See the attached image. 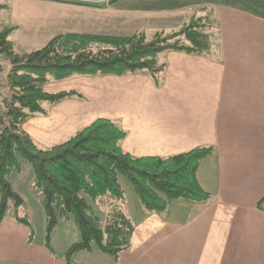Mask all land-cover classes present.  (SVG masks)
<instances>
[{"label":"crops","instance_id":"0c3cea01","mask_svg":"<svg viewBox=\"0 0 264 264\" xmlns=\"http://www.w3.org/2000/svg\"><path fill=\"white\" fill-rule=\"evenodd\" d=\"M0 5V13L6 11L0 30L11 29L8 39L19 54L60 35L143 33L151 39L179 30L194 15L210 14L218 32L210 53H160L164 69L158 80L150 71L52 79L46 91L78 94L44 102L46 113L31 116L22 129L48 148L107 118L126 132L121 147L134 157L213 149L198 169L209 200L174 199L163 212H151L131 185L124 200L98 198L103 213L118 203L131 219L130 246L117 258L97 249L80 251L74 264H264V0H6ZM0 67L1 117L12 67L3 53ZM25 172L31 177L23 182ZM10 180L22 196L17 185L36 188L27 162ZM34 192L42 200L41 192ZM37 205L43 218L38 231L15 213L0 221V264H70L66 253L80 241L79 227L72 219L60 221L48 244L43 200Z\"/></svg>","mask_w":264,"mask_h":264},{"label":"trees","instance_id":"16d2710c","mask_svg":"<svg viewBox=\"0 0 264 264\" xmlns=\"http://www.w3.org/2000/svg\"><path fill=\"white\" fill-rule=\"evenodd\" d=\"M214 30L215 21L207 13L194 15L175 32L157 33L151 39L143 33L129 37L60 35L43 48L19 54L8 39L11 29H1L0 53L10 57L12 67L8 80L11 92L0 117V221L12 207L16 219L31 228L28 217L18 211L24 199L10 180L24 162L32 166L35 187L42 195L48 244L62 220L72 219L80 229V241L66 253L70 264L80 251L97 249L117 258L130 246L134 225L118 203L105 215L95 208L96 200L107 195L124 200L121 177L132 184L151 212H163L174 199L209 200L211 195L200 184L198 169L213 151L210 147L169 157H134L121 147L126 132L115 121L101 118L68 140L44 148L22 129V124L35 114L46 113L44 102L55 103L78 94L46 91L44 85L52 79L150 71L158 80L164 69L157 59L160 53H210L218 39Z\"/></svg>","mask_w":264,"mask_h":264},{"label":"rangeland","instance_id":"374dc122","mask_svg":"<svg viewBox=\"0 0 264 264\" xmlns=\"http://www.w3.org/2000/svg\"><path fill=\"white\" fill-rule=\"evenodd\" d=\"M5 1L6 0H0V3H3ZM5 13H6V11H2L0 13V18L1 19L5 18ZM214 33L217 34L218 32L216 30H214ZM157 58L160 61L161 56L158 55ZM1 64H3V62ZM8 66H9V64L3 65V67L5 68L6 71L8 69ZM6 78L7 77H6V74H5V75L2 76L1 80H3L5 82ZM4 84L5 85L3 86V90H2L3 94L4 95L10 94V90H9V87H8L9 83L7 84V81H6V83H4ZM32 176H33V174H32ZM28 177H31L30 172H29V174H28V172H25L24 176H22L21 179H22L23 182H25ZM121 182H122V184H124L123 187H124V190H125V194L127 193V195L125 197L128 198L130 196V194H131V192L128 190V187H129V185L132 186V184L125 177H121ZM17 187L22 192L23 196L22 195L21 196L25 200L24 201V205L22 206V208L18 209V211L20 212L21 215L23 214L22 216H25V215L28 214L29 215L28 219L32 223L33 229H36L38 231L39 228H40V223L42 224V222H43V218L39 214L40 209H38V205H37L38 200L39 201H42V200H41L40 197H37L36 196V192H34L35 189H37V188H35V189L33 188V190H31L30 186H26V185H17ZM95 208H96V211L99 214L105 215V213H103L104 210L102 209V207L98 206V203H95ZM41 209H42V206H41ZM15 212L16 211L12 207H10L9 210H8V214L9 215H11L12 213H15Z\"/></svg>","mask_w":264,"mask_h":264}]
</instances>
